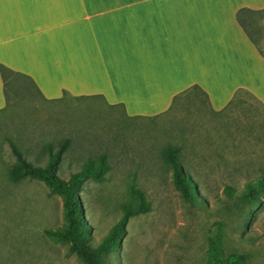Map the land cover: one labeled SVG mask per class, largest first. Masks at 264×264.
Returning <instances> with one entry per match:
<instances>
[{
    "label": "rangeland",
    "instance_id": "obj_1",
    "mask_svg": "<svg viewBox=\"0 0 264 264\" xmlns=\"http://www.w3.org/2000/svg\"><path fill=\"white\" fill-rule=\"evenodd\" d=\"M261 27L264 36V15ZM25 86V80L13 81L9 105L0 109V264H83L66 243L44 233L64 223L61 197L38 179H9L14 158L7 138L34 164L46 161L49 146L55 150L68 139L62 178L87 159L106 156L105 179H87L80 191L94 243L131 199L129 185L144 191L151 209L129 219L105 264H204L216 221L225 224L227 251L244 253L245 264H264V197L249 204L238 196L264 170V103L256 96L242 91L216 112L202 94H191L164 113L137 117L97 95L63 91L47 99ZM169 144L180 147L201 199L197 205L173 185L161 153ZM227 186L234 196L225 193Z\"/></svg>",
    "mask_w": 264,
    "mask_h": 264
},
{
    "label": "crops",
    "instance_id": "obj_2",
    "mask_svg": "<svg viewBox=\"0 0 264 264\" xmlns=\"http://www.w3.org/2000/svg\"><path fill=\"white\" fill-rule=\"evenodd\" d=\"M263 15L264 0H0V63L47 99L97 95L127 116L192 84L213 110L239 88L264 103Z\"/></svg>",
    "mask_w": 264,
    "mask_h": 264
},
{
    "label": "trees",
    "instance_id": "obj_3",
    "mask_svg": "<svg viewBox=\"0 0 264 264\" xmlns=\"http://www.w3.org/2000/svg\"><path fill=\"white\" fill-rule=\"evenodd\" d=\"M239 11L237 18L239 19ZM0 76L3 83V92L6 98V106L9 105L10 85L18 79L25 80L27 90L39 89L33 79L23 72L15 71L3 63H0ZM244 89H237L229 102L220 110L227 109L238 98ZM202 94L207 100V93L197 84H192L173 97L170 108H173L179 100L187 98L191 94ZM4 107V108H5ZM14 158L9 165L7 173L12 182H17L25 177L42 181L51 193L58 194L63 203L64 223L56 227L44 229L45 235L55 241L66 243L68 252L76 256L83 264H105L107 256L120 244L127 232V223L133 216L146 213L151 209V203L146 198L143 190L133 184L129 185L131 199L121 204V214L109 227L99 242L94 243L91 235L92 227L88 223L82 206L80 191L85 180H103L109 168L104 154L87 159L79 170L72 172L68 178H62L58 172L63 152L68 145L66 139L53 149L47 148L46 161L43 164L30 162L9 138L6 139ZM162 157L171 166L172 182L180 195L187 202L197 205L201 199L197 192L196 182L192 178L189 169L180 159V147L166 145L162 149ZM225 193L234 196V188L227 186ZM239 198L249 204L260 202L264 197V170L255 179L246 182L238 194ZM224 222L216 221L210 231L207 244V258L204 264H245L246 255L238 250H226V233Z\"/></svg>",
    "mask_w": 264,
    "mask_h": 264
}]
</instances>
